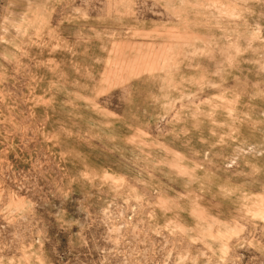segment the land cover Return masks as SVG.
<instances>
[{"label": "rangeland", "instance_id": "rangeland-1", "mask_svg": "<svg viewBox=\"0 0 264 264\" xmlns=\"http://www.w3.org/2000/svg\"><path fill=\"white\" fill-rule=\"evenodd\" d=\"M0 264H264V0H0Z\"/></svg>", "mask_w": 264, "mask_h": 264}]
</instances>
